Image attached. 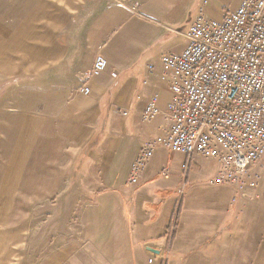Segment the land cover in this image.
Wrapping results in <instances>:
<instances>
[{
	"label": "crops",
	"instance_id": "1",
	"mask_svg": "<svg viewBox=\"0 0 264 264\" xmlns=\"http://www.w3.org/2000/svg\"><path fill=\"white\" fill-rule=\"evenodd\" d=\"M187 4L0 0V78L20 89L25 135L41 136L54 119L65 144L46 165L51 174L36 177L64 185L54 189L58 206L21 223L23 243L35 233L38 244L44 241L45 259L35 264H147L149 247L164 246L163 264H264V169L241 195L208 184L215 160L194 155L188 162L158 146L131 179L142 143L169 134L166 115L142 120L152 89L143 81L164 50H182L194 20ZM97 54L107 65L93 76ZM169 99L161 88L162 109ZM36 149L28 148L19 168H32Z\"/></svg>",
	"mask_w": 264,
	"mask_h": 264
},
{
	"label": "built area",
	"instance_id": "2",
	"mask_svg": "<svg viewBox=\"0 0 264 264\" xmlns=\"http://www.w3.org/2000/svg\"><path fill=\"white\" fill-rule=\"evenodd\" d=\"M106 65L98 54L92 75ZM147 68L150 77L143 83L152 89L142 120L166 115L170 130L163 141L142 143L131 179H138L162 146L184 153L188 162L194 155L215 160L211 186L230 185L244 195L248 186L258 185L264 169V0H240L220 18L201 9L184 33L182 50H164ZM161 88L170 94L166 109L159 105ZM150 253L147 264H163L168 249Z\"/></svg>",
	"mask_w": 264,
	"mask_h": 264
},
{
	"label": "rangeland",
	"instance_id": "3",
	"mask_svg": "<svg viewBox=\"0 0 264 264\" xmlns=\"http://www.w3.org/2000/svg\"><path fill=\"white\" fill-rule=\"evenodd\" d=\"M239 2L188 0L189 22L191 24L201 9L213 18H220V14L234 9ZM12 84L15 83L0 78V264H21L22 260L25 264H35L40 256L42 262L45 259L44 241L38 244L35 233L32 242L23 243L21 223L24 220L31 225L33 220H42L58 206L54 189L64 185L37 183L36 177L51 174L46 165L60 154L65 144L59 135V124L54 119H50L41 136L25 135L29 115H22L20 89ZM31 146L32 150L37 147L31 157H34L32 168H19V162L25 164L27 150ZM20 149L25 151L19 154ZM22 251L25 252L23 257Z\"/></svg>",
	"mask_w": 264,
	"mask_h": 264
},
{
	"label": "water",
	"instance_id": "4",
	"mask_svg": "<svg viewBox=\"0 0 264 264\" xmlns=\"http://www.w3.org/2000/svg\"><path fill=\"white\" fill-rule=\"evenodd\" d=\"M149 249L155 253H160V249L154 248V247H149Z\"/></svg>",
	"mask_w": 264,
	"mask_h": 264
}]
</instances>
